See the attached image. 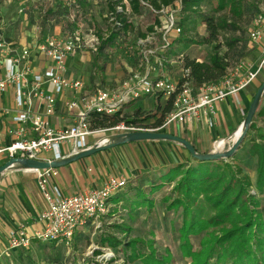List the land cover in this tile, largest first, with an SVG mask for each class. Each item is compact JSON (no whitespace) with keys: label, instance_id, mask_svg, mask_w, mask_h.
<instances>
[{"label":"built area","instance_id":"obj_1","mask_svg":"<svg viewBox=\"0 0 264 264\" xmlns=\"http://www.w3.org/2000/svg\"><path fill=\"white\" fill-rule=\"evenodd\" d=\"M178 9L179 10V2ZM130 15L124 0L116 7L117 12ZM159 20V25L144 39H137L136 46H144L159 37L163 47L169 49L171 42L168 35L180 34V27L173 16L171 7L151 10ZM163 19V21H161ZM106 20L110 27L112 13H107ZM116 26V25H115ZM91 30L69 32L62 36L46 37L33 47L14 48L6 41L0 29V96L12 90L14 107L2 109L1 113L10 115L12 127L7 129L10 142L5 144L0 133V165L11 158H23L36 161L53 162L89 149L87 139L94 138L102 130H92L89 114L112 116L121 113L125 106L137 103L144 96H159L171 101V110L166 114L163 124L158 128H148L142 123H123L104 131L113 135L135 132H159L169 126L187 122H202L215 114V105L246 89L264 70V9L260 8L252 17L248 32L250 45L257 46L260 61L255 65L236 64L218 82L203 84L198 89L192 87L189 70L180 69L178 78H170L166 69L177 67L179 61H136L139 70L119 81L116 88H104L96 83L92 91L85 89L79 78L66 77V61L69 58L97 54L102 39ZM132 50L131 46H124ZM42 57L50 66L42 73H35L33 58ZM0 60V61H1ZM134 66V67H135ZM45 89L49 91L46 93ZM73 97L65 103L68 112L73 113V123L66 128L50 126L48 118L55 114L56 97L64 93ZM209 125L211 123L209 122ZM102 131V132H104ZM100 143V140L94 145ZM220 141L219 144H223ZM92 147V146H91ZM43 154L49 155L44 158ZM35 174L36 186L44 202L45 209L38 213L40 228L31 231L24 224H19L7 235L6 251L29 249L34 242L47 243L70 249L79 230L89 224L96 226L111 213L110 200L127 187L126 177L110 176L99 189H90L70 196H63L51 181L58 176L57 169L28 170ZM109 252V251H107ZM104 260L112 257L105 253Z\"/></svg>","mask_w":264,"mask_h":264},{"label":"trees","instance_id":"obj_2","mask_svg":"<svg viewBox=\"0 0 264 264\" xmlns=\"http://www.w3.org/2000/svg\"><path fill=\"white\" fill-rule=\"evenodd\" d=\"M104 1L107 4V12L112 13L116 26L108 29V33L102 39L99 52L108 55L109 50L121 49L128 42L129 37L136 32V39H144L153 31L154 26L159 25L158 18L152 14L151 10L171 7L178 1L180 34L178 40L176 39V45L182 43L183 51L175 52V55L180 67L189 70L192 87L198 89L203 84L218 82L236 64L244 62L227 61V54L221 56L218 40L225 32L238 31L234 21L241 18L246 8L241 0H125L131 17L148 19L151 22L142 33L127 21L124 5H122V12L116 11V7L124 0ZM226 12L234 21L226 18L224 15ZM218 14H223L224 17H216ZM198 24L205 27V36L198 37L194 33ZM191 32L194 34L190 35ZM97 37L102 38L99 35ZM226 42L228 49H231L240 41L236 38ZM197 45L213 46L207 62L190 59L188 54L184 53V50L190 51ZM174 48L176 49L173 46L172 49ZM169 49L165 58L170 55ZM146 98L154 99L159 96H144L140 100ZM135 104L125 106L128 110H134L130 116L121 113L112 116L90 113L91 129H107L120 122L140 123L157 118L156 114L160 112V117L152 124L154 128H158L162 125L164 116L171 110L170 100L166 101L164 109L156 106L155 113L152 115H145L141 107H134ZM257 121L264 125V106L256 111L246 135L250 142L248 156L255 159L256 163L255 189L262 192L264 189V132L258 133L256 138L251 139V134L258 132ZM192 161L195 165L176 164L164 172H158L156 177L141 179L140 184L135 185L137 193L133 198L129 200L117 193L111 202L116 206L124 201V206L130 212L137 207H145L150 211L155 204V199L149 195H154L161 187L170 185L174 197L165 196L162 198V203L166 205L167 211L181 210V223L178 230L179 250L181 256L188 260V264H264V222L256 211L257 201L247 194V189L251 186L248 175L236 163L232 165L227 161L201 162L194 159ZM145 181H148L147 184ZM130 184L131 182L127 187ZM109 215L105 219L109 218ZM109 226L114 233L100 237L98 241L100 248L92 252V255L96 257L100 256L104 249L112 253V257L102 264H134L136 262L169 264L171 262L170 255L157 256L152 243L128 238L130 227L127 223ZM195 240L196 246L193 243ZM119 261L122 263H118Z\"/></svg>","mask_w":264,"mask_h":264},{"label":"rangeland","instance_id":"obj_3","mask_svg":"<svg viewBox=\"0 0 264 264\" xmlns=\"http://www.w3.org/2000/svg\"><path fill=\"white\" fill-rule=\"evenodd\" d=\"M241 1L246 8L240 19L234 21L228 12L224 14L227 19L236 23L238 31L235 33L225 32L220 35L218 39L220 44L219 54L221 56L227 54V61H244L245 63L256 66L260 61V52L257 46L250 45L248 41V32L251 29V20L254 13L260 8L264 9V0ZM16 7L18 10H16ZM1 9L3 10L1 13H6L5 19L8 21V24L15 23L13 22V19L19 17L17 19L19 23H26L28 28L34 27L38 30L44 25L48 26L47 24L57 25V19H62L64 21L63 25L65 27V33L76 32L78 29H80L81 32L91 30L96 36L99 35L103 37L108 33V29L110 28V25L106 20L108 8L104 0H50L48 3L45 0H0V10ZM172 9L174 11L173 16L175 17V21L178 23L179 15L176 13V10L178 9L177 2L174 3ZM49 12L51 14L50 16H48ZM224 15L218 14L216 17L223 18ZM128 19L140 33L144 32L145 28L151 23L148 19L143 20L142 18H134L131 17V15H129ZM161 21H163V19ZM136 33L133 34V36H130L128 42L124 45L133 47L132 50H125V47L123 46L121 49L118 48V50H109L108 55L104 52L98 51L97 54H85L76 57L73 64H82L80 65L81 77L89 79L91 84L94 80L95 83L101 84L104 88H116L118 82L127 77L129 72L139 70L138 67L135 66L136 61H160L168 55L166 54V52H168L167 50H162L163 45L159 40V37H155L153 41L144 46H136ZM194 33L197 34L198 37L205 36V27L202 24L196 25ZM194 33L191 32L190 35H193ZM53 36L56 35L50 31V33H40L38 38L44 39ZM167 38L170 39L171 49H169L170 55L166 57V59L167 61H177L175 52L178 53L183 51L181 47L182 43L176 45V39L178 40V36H174L173 33L168 35ZM236 38H238L240 42H238L233 48L228 49L226 40ZM173 46L176 47V49L174 48L175 50L172 49ZM212 47L213 46L209 45H197L193 46L190 51L184 50V53L186 55L188 54L190 59L207 62L212 53ZM104 66H106V70L104 69ZM71 69L72 71H75L73 68ZM180 69V65H177V67L169 66L166 69V73L170 78H178L180 76ZM75 73L77 74L76 71ZM258 77L260 82L264 80V70L261 71ZM256 85H258V83ZM166 101L168 100L162 97L151 98L146 102L145 108H143V113H145V115L154 114L156 106H158L159 109H164ZM263 106L264 93L257 110ZM132 111L134 110L126 109L123 110L121 114L130 116L133 113ZM245 114L246 111H242V117L240 118L238 128L242 124ZM156 117H160V112L156 114ZM157 118L141 121L140 123L148 128H154L152 124ZM256 125L258 132H253L251 134V139L256 138L258 133L264 132V125L261 122L257 121ZM170 127L172 126L160 130L159 132L170 134L168 133ZM174 127H178V125ZM238 128L232 133L231 137L225 140L220 146H218V143L221 140H216L213 144L210 142L208 146H205L206 144L200 142L202 137H196V135L193 136L196 140H192V142L198 141V149L201 152L200 154L225 152L232 146L234 134ZM107 129H102V131ZM102 131L95 135L94 138H88L87 142L93 140L95 143L113 135L112 132ZM249 143L248 139L245 138L234 156L225 161L232 165H234V163L238 164L242 167L245 174L248 175L251 186L247 189V194L249 197H253L257 201L258 207L256 211L260 214V218L264 222V189L262 192L255 189L256 163L255 159L248 156ZM202 148L204 149L202 150ZM128 151H131L130 148H128ZM99 153H104V151ZM43 155L48 156L46 154ZM232 159H234V161H231ZM190 164L195 165V162L191 161ZM157 173L158 172L156 171V173H153L150 177H156ZM141 179L144 180L143 178ZM140 181L141 180L136 181L135 183L131 181L132 183L127 188L120 191L118 195L130 200L137 193L135 185H139ZM147 182L148 181H145V184H147ZM171 189L172 186L165 185L164 187H161L156 194L149 195L151 197L153 196L155 199V204L150 211L145 207H137L133 212H130V210L124 206V201H121L114 206L111 202L115 197L113 196L110 200V204L113 205L112 214L109 215L110 217L100 221L96 226L89 224L86 228L79 230L76 234L73 246L70 249L47 243L34 242L30 248L26 250L6 251L4 246L0 245V264H102L105 261L103 255L109 253L107 252L108 250L104 249L102 254L97 257L92 255L94 250L100 248L98 244L99 238L114 233L111 231L109 225L120 224L123 222L127 223L130 227L128 238L152 243L157 256L170 255L171 262L169 264H188V260L181 256L179 250L178 230L181 223V210L177 212L167 211L166 205L162 203L163 197L173 196ZM250 208L252 209L253 207ZM193 243L195 246L197 245L196 240L193 241ZM118 263L122 262L119 261ZM134 264L139 263L136 262Z\"/></svg>","mask_w":264,"mask_h":264},{"label":"crops","instance_id":"obj_4","mask_svg":"<svg viewBox=\"0 0 264 264\" xmlns=\"http://www.w3.org/2000/svg\"><path fill=\"white\" fill-rule=\"evenodd\" d=\"M45 1L48 3L50 0ZM16 10H18L17 7ZM1 12H3L2 9ZM5 14V12L0 14L1 32L6 41L17 49L33 47L35 43L44 40L45 38H38V35L43 34V32L50 33L51 31L56 36L66 34L62 19H57V25L47 24L48 26L44 25L38 30L34 27L28 28L26 23H19L17 21L19 17L13 19L15 23L8 24ZM50 15L49 12L48 16ZM76 57L78 56L69 58L66 61V77L79 78L84 81L85 89L91 91L96 83L93 80L91 84L89 79L81 77L80 65L82 64H73ZM49 66L50 63L42 57L33 58L32 67L35 73L42 74ZM71 68L79 74L77 75ZM105 68L106 66H104ZM262 82L257 77L235 98L230 97L223 103L216 104L215 114L210 120L208 117L202 122H187L178 125V127L172 126L168 133L188 141L198 153H201L198 149V141L192 142V140H196L193 138L194 135L196 137L201 136L200 142L206 144L205 146H208L210 142L213 144L216 140L225 141L229 139L240 124L242 111L247 112L255 92ZM257 83L258 85H256ZM48 91L49 89H45L46 93ZM72 97L73 95L68 92L56 97L55 114L48 118L50 126L66 128L73 123V113L68 112L65 107V103ZM149 100L150 98L140 100L134 107L143 109ZM13 107L14 92L10 90L0 96V133L5 144L10 142L7 129L12 127L13 124L10 115H5L1 111L2 109L12 110ZM126 109L124 108V110ZM209 122L211 125H209ZM93 145V140L88 142L89 147ZM128 148L131 151H128ZM43 156L44 158L49 157V155ZM191 161L190 155L181 146L172 142L142 141L128 143L112 147L104 153H97L57 169L58 176L51 181V186H56L63 196H70L90 189H99L110 176L126 177L129 179V183L131 181L135 183L141 178H149L156 171L164 172L173 165L190 164ZM43 209H45V202L37 189L35 174L32 171L16 169L0 175V245L4 246L6 250L8 233L21 223L29 231L40 228L37 216Z\"/></svg>","mask_w":264,"mask_h":264},{"label":"water","instance_id":"obj_5","mask_svg":"<svg viewBox=\"0 0 264 264\" xmlns=\"http://www.w3.org/2000/svg\"><path fill=\"white\" fill-rule=\"evenodd\" d=\"M263 93H264V80L256 90L251 100V103L248 107L244 120L241 124L238 137L233 141L232 146L225 152L200 154L188 141L179 138L177 136L161 133V132L145 131V132L125 133V134L111 135L109 137V138L119 137L121 139L119 142H112L107 140L103 145H99V144L93 145L92 147L86 149L85 151L73 155H69L61 159L60 161L44 162V161L29 160L23 158H11L7 162L0 165V175L14 169H19V170L59 169L76 161L82 160L99 152L110 149L112 147L124 145L128 143L142 142V141H166V142L175 143L181 146L190 155L192 159L201 162L225 161L227 159H231L234 156V154L238 151L239 147L241 146L242 142L245 140L249 127L252 123V119L256 113L258 105L263 96Z\"/></svg>","mask_w":264,"mask_h":264},{"label":"bare ground","instance_id":"obj_6","mask_svg":"<svg viewBox=\"0 0 264 264\" xmlns=\"http://www.w3.org/2000/svg\"><path fill=\"white\" fill-rule=\"evenodd\" d=\"M240 128H241V126L239 127V129L236 131V133H235V135H234V138H233V141L238 137V134H239V132H240ZM110 136H108V137H106V138H104V139H102L101 141H100V143H99V145H103L107 140H109V141H112V142H119L121 139L119 138V137H113V138H109ZM219 145H221V144H219ZM219 148V147H218ZM222 149V148H221ZM17 167V166H16ZM15 167V168H16Z\"/></svg>","mask_w":264,"mask_h":264}]
</instances>
